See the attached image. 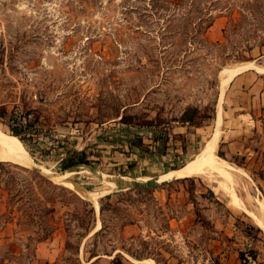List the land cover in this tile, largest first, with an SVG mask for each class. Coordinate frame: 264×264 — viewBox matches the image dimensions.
<instances>
[{
    "label": "rangeland",
    "instance_id": "1",
    "mask_svg": "<svg viewBox=\"0 0 264 264\" xmlns=\"http://www.w3.org/2000/svg\"><path fill=\"white\" fill-rule=\"evenodd\" d=\"M260 2L255 24L232 22L226 12L204 31L205 12H190V21L147 17L135 0H0V106L33 113L37 124L26 146L7 121L0 130L30 160L16 164L90 204L60 194L55 204L43 202L53 193L44 187L35 213L21 201L10 208L0 190L1 264H115L118 255L123 264H225L238 251L264 264V232L241 205L264 199V109H250L221 77L247 62L264 68ZM257 75L264 73L241 74L246 85ZM224 87L217 154L230 169L223 178L167 179L214 137ZM190 106H212L213 119L200 128L173 123ZM144 120L172 122L181 138L171 134L164 147L137 128L148 154L115 142L116 129ZM69 149L87 150L92 165L62 171Z\"/></svg>",
    "mask_w": 264,
    "mask_h": 264
},
{
    "label": "trees",
    "instance_id": "2",
    "mask_svg": "<svg viewBox=\"0 0 264 264\" xmlns=\"http://www.w3.org/2000/svg\"><path fill=\"white\" fill-rule=\"evenodd\" d=\"M85 0H80L83 2ZM138 4L144 2L145 4L139 5L140 9L145 16L151 14L152 16L164 15L168 20L178 21L180 18L184 20H191L190 14L194 11L205 12V15L199 17L201 25L204 27V31H208L218 18L227 17L224 13L228 12L232 22L241 20V22L250 21V23H256L258 21V15L261 14V0H238L232 3L231 0H135ZM187 10V12H186ZM172 11V12H171ZM172 13L168 14V13ZM186 12V13H185ZM191 12V13H190ZM182 13L181 17L180 14ZM190 13V14H189ZM215 13V14H213ZM149 17V16H147ZM158 19H164L157 17ZM214 108L207 106L204 110L198 107H187L177 119L173 120V123L178 124L181 127H195L200 128L204 123L213 119ZM0 120L7 121L5 124L9 130V135L18 138L24 146H26V136H32L30 132L24 131L16 125L17 119L14 114L10 113L5 106H0ZM172 122L155 123L153 120H144L139 123H134L132 126L121 127L116 129L115 142L117 144L125 145L132 150H138L145 154L150 152L151 145L145 142L143 135L136 129L150 130L152 133V141L156 144H161L166 147L170 141L171 131L173 129ZM162 125V127H160ZM174 137L181 138V135L172 134ZM87 150L69 149L65 157L60 161L62 171H67L79 166H91L92 161ZM0 171L9 175L8 179H0V190H4L8 194V206L12 208V201L24 202L23 205H28L29 211L36 213V198L39 197L37 190H45L50 188L53 193L50 196L42 195L46 203L55 204L58 202V195L60 194L65 201L71 203V201L79 202L88 207L86 201H84L75 192L66 189L63 186H58L52 181L48 180L38 172L29 168L19 166L11 162H0ZM23 183L25 185H23ZM11 210V209H10ZM49 214L54 213V208L46 209ZM95 210L91 208L88 214L93 215ZM5 215V214H4ZM256 225V224H255ZM257 226V225H256ZM50 236H46L48 239ZM36 256V255H35ZM118 257L114 258L115 264H123L122 260ZM98 259L91 264H95ZM1 264V263H0Z\"/></svg>",
    "mask_w": 264,
    "mask_h": 264
},
{
    "label": "bare ground",
    "instance_id": "3",
    "mask_svg": "<svg viewBox=\"0 0 264 264\" xmlns=\"http://www.w3.org/2000/svg\"><path fill=\"white\" fill-rule=\"evenodd\" d=\"M253 65L254 63L252 62L247 64L236 65L230 69H225L221 73V77L225 80V78H229L232 75L241 73L245 70L252 68ZM224 93H225V87L222 90L221 97L223 96ZM222 119H223V113L220 107L218 113V119H217V128L214 137L207 142L201 153L198 154L194 160H192L185 167L176 170L171 174H167L166 176L167 179H170L171 177H192V178L209 177L210 178L215 174L221 176L222 178L224 177L225 170L230 169V166L225 160H223L217 154L218 143L221 135L220 127L222 124ZM6 161L11 163H20V164L21 163L27 164L30 162L29 158L27 157V154L25 153L24 149L19 144V142L15 138L7 137L0 130V162H6ZM84 167L85 166H80L75 170L82 169ZM254 203L255 206L252 209H248L246 207V204L242 203L241 205H243L242 207L246 210V214H248V216L254 221L257 227L264 232V199L256 198ZM145 263L153 264L151 261H146Z\"/></svg>",
    "mask_w": 264,
    "mask_h": 264
},
{
    "label": "crops",
    "instance_id": "4",
    "mask_svg": "<svg viewBox=\"0 0 264 264\" xmlns=\"http://www.w3.org/2000/svg\"><path fill=\"white\" fill-rule=\"evenodd\" d=\"M247 63H252V62H247ZM247 63H244V64H247ZM252 69L256 70L260 74L264 73V68H262V67L250 68V69L245 70L241 73H237L235 75L230 76L229 77V79H230L229 83L233 82L234 88H236V92L241 94V95H245L249 98L250 109H253V108L264 109V75H259V76L257 75V76H255V78L253 77L254 80L249 85H246V80L249 76L248 77L247 76H241V74H243L249 70H252ZM219 101H220V104L217 107L216 120L218 119V113H219L220 107H221V110L223 113V108H222L223 99L221 101V94H220V100ZM257 101L260 103V105H258V107H257ZM72 169H75V168H72ZM3 195H6V193L3 191H0V196H3ZM244 250H245V248H242L240 251L242 252ZM221 251H224V249H221L219 252H221ZM238 253H239V251H238ZM238 253H232L230 258L226 260L225 264H241V259L238 255Z\"/></svg>",
    "mask_w": 264,
    "mask_h": 264
},
{
    "label": "built area",
    "instance_id": "5",
    "mask_svg": "<svg viewBox=\"0 0 264 264\" xmlns=\"http://www.w3.org/2000/svg\"><path fill=\"white\" fill-rule=\"evenodd\" d=\"M14 115L17 119L16 125L24 131L31 132L32 130H35L37 128L36 120L33 113H23L20 110H16L14 111ZM241 264H259V259L254 253L247 252L243 256Z\"/></svg>",
    "mask_w": 264,
    "mask_h": 264
},
{
    "label": "water",
    "instance_id": "6",
    "mask_svg": "<svg viewBox=\"0 0 264 264\" xmlns=\"http://www.w3.org/2000/svg\"><path fill=\"white\" fill-rule=\"evenodd\" d=\"M7 162V161H6ZM14 164H16V163H14ZM18 165V164H17ZM33 170H35L36 172H38L37 170H36V168H32ZM74 191L78 194V195H80L81 196V198L83 197L84 198V194L82 193V192H80V191H78V190H76V189H74Z\"/></svg>",
    "mask_w": 264,
    "mask_h": 264
}]
</instances>
